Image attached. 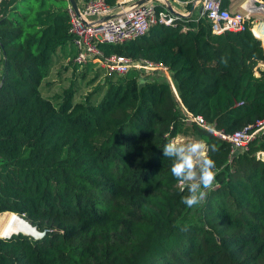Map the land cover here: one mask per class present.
Masks as SVG:
<instances>
[{"label": "trees", "instance_id": "obj_1", "mask_svg": "<svg viewBox=\"0 0 264 264\" xmlns=\"http://www.w3.org/2000/svg\"><path fill=\"white\" fill-rule=\"evenodd\" d=\"M177 1L188 10L194 0ZM66 8L0 0V213L43 231L0 237V264H264V132L230 155L190 120L229 134L264 118V46L251 18L212 33L202 17L174 16L97 44L169 71L170 81L138 83L140 70L106 74L73 60ZM53 76L67 82L48 94ZM176 136L216 146L212 190L190 218L187 188L163 156Z\"/></svg>", "mask_w": 264, "mask_h": 264}, {"label": "built area", "instance_id": "obj_2", "mask_svg": "<svg viewBox=\"0 0 264 264\" xmlns=\"http://www.w3.org/2000/svg\"><path fill=\"white\" fill-rule=\"evenodd\" d=\"M196 3L200 6L196 17L206 19L212 33L242 30L244 20L250 18L248 14L222 7L221 0H201ZM158 4L161 6L160 9L156 8ZM255 7L257 6L254 0H249L247 10ZM66 10L67 28L75 48L73 59L75 62H94L106 74L122 75L130 68L147 72L159 71L166 75L169 73L168 69L159 62L132 61L125 56L104 55L97 47L98 43L128 42L141 36L151 25L173 22L175 15L167 11L161 1L156 4L145 2L126 6L118 2L109 5L104 0H84L76 6V11L69 4ZM251 32L254 34L252 29ZM259 40L261 46H264V38ZM190 120L226 141L230 155L244 149L256 133L264 132V118L255 122L252 131L244 127L229 134L214 130L199 116Z\"/></svg>", "mask_w": 264, "mask_h": 264}, {"label": "clouds", "instance_id": "obj_3", "mask_svg": "<svg viewBox=\"0 0 264 264\" xmlns=\"http://www.w3.org/2000/svg\"><path fill=\"white\" fill-rule=\"evenodd\" d=\"M222 63H227L221 58ZM209 151H216V146H209L203 140L183 142L172 139L163 147V156L173 159L172 175L179 181L182 189L187 188L189 195L182 197V203L192 208L206 199L215 180V161L208 156Z\"/></svg>", "mask_w": 264, "mask_h": 264}, {"label": "crops", "instance_id": "obj_4", "mask_svg": "<svg viewBox=\"0 0 264 264\" xmlns=\"http://www.w3.org/2000/svg\"><path fill=\"white\" fill-rule=\"evenodd\" d=\"M76 6L80 5L84 0H74ZM135 0H116L118 3H122L123 5L129 6L133 4ZM159 0H153L151 2L157 3ZM249 0H228L227 8L230 11H237L242 14H248L251 18V29L254 32V36L258 39L264 38V13H262V9L258 8V5H262L258 2V0H254L257 7L251 8L247 10V3ZM170 8L173 12L188 15L192 17L194 11H196V16L199 14V3H195L192 1L189 9L185 8L184 3L179 2L177 0L168 1ZM264 7V5H262ZM259 11V12H258ZM262 13V14H261ZM258 34V35H257Z\"/></svg>", "mask_w": 264, "mask_h": 264}, {"label": "water", "instance_id": "obj_5", "mask_svg": "<svg viewBox=\"0 0 264 264\" xmlns=\"http://www.w3.org/2000/svg\"><path fill=\"white\" fill-rule=\"evenodd\" d=\"M151 1L153 0H135L133 4H141L145 2H151ZM159 1H161L163 5L165 6L166 10L172 13L173 15L178 16V17H185L184 15L173 12L169 6V3L166 0H159ZM196 1H201V0H196ZM196 1L194 0L193 2L196 3ZM67 3L71 6V8L74 11H76V4L74 0H67ZM258 8L262 9V13H264V7L262 5H258ZM8 214L11 215V219H10L11 226H13L14 223H16L17 226L11 227L8 235H0V237H9L10 235L20 233L23 235H30L31 237L36 239L43 235V231H38L36 227L32 226L28 221H26L20 215L15 214V213H8Z\"/></svg>", "mask_w": 264, "mask_h": 264}, {"label": "rangeland", "instance_id": "obj_6", "mask_svg": "<svg viewBox=\"0 0 264 264\" xmlns=\"http://www.w3.org/2000/svg\"><path fill=\"white\" fill-rule=\"evenodd\" d=\"M184 16H188V15H184ZM192 17L193 18L196 17V11L193 12ZM95 67H96V64L93 63L92 64V71H94L93 69H95ZM70 72H71L70 69H68L67 71L63 72L61 74V76L62 77H70V74H71ZM139 72H140L139 73L140 77L138 79V83H140L144 77H148V78L156 77V79L157 78H160V79L163 78V79H165L167 81H170V75H169V73L166 75V74H163L162 72H158V71H156V72L139 71ZM89 78L90 77H88V79ZM100 78H102V75L100 76ZM100 78L98 80H100ZM50 80L51 81H54V85L52 86V89H50L48 91V94H51L52 92H56L58 87L65 86L66 85V82H67L66 81V78H64V80H57V78L55 76L51 77ZM174 139H180L183 142H191L193 140H199V139H195L193 137H181V136H176ZM198 205L190 208V211H189V213L186 216L187 218H190V217H193L194 216L195 209L198 207ZM6 214H7L6 212L0 213V227H1L2 223H3V220H4L5 216H6Z\"/></svg>", "mask_w": 264, "mask_h": 264}, {"label": "bare ground", "instance_id": "obj_7", "mask_svg": "<svg viewBox=\"0 0 264 264\" xmlns=\"http://www.w3.org/2000/svg\"><path fill=\"white\" fill-rule=\"evenodd\" d=\"M259 12V11H258ZM262 14V13H261ZM258 35V34H257ZM11 215H9L8 213L6 214L3 223L0 227V235H8L10 232L11 227L13 226H17L16 223L13 224V226H11Z\"/></svg>", "mask_w": 264, "mask_h": 264}]
</instances>
